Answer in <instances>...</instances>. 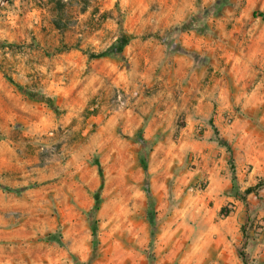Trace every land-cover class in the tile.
Returning a JSON list of instances; mask_svg holds the SVG:
<instances>
[{
    "label": "rangeland",
    "instance_id": "1",
    "mask_svg": "<svg viewBox=\"0 0 264 264\" xmlns=\"http://www.w3.org/2000/svg\"><path fill=\"white\" fill-rule=\"evenodd\" d=\"M255 12L264 0H0V264H242L221 144L239 187L264 181ZM247 201L241 249L264 264V187Z\"/></svg>",
    "mask_w": 264,
    "mask_h": 264
},
{
    "label": "trees",
    "instance_id": "2",
    "mask_svg": "<svg viewBox=\"0 0 264 264\" xmlns=\"http://www.w3.org/2000/svg\"><path fill=\"white\" fill-rule=\"evenodd\" d=\"M253 16L261 19L264 22V12H255V13H253ZM119 44H120V41H117L116 44L113 47H111L107 52L101 53L97 57H100V56L102 57V56L110 55V54L114 55V54H116L117 51L119 53H121L122 52V48H121V46ZM221 145L226 148V150L228 151V153L230 155L229 156L228 165L230 167V170H231V173H232V177H231V188H230V191H229V197L234 198L237 201H240L243 204V206L245 208V211H246V224H244L242 226V228H241V234H242V237H243V244H242L241 248H244L245 246L248 245V239H249L248 236H247L246 229H247V227L252 226L253 223L255 222L254 218H251V216L249 214V204H248L247 198L250 195L256 194L257 191L262 189L264 187V181H259L255 186L249 187V188L245 189L244 191H240L236 176H235V174L233 172L234 171V162H233V155L231 153V150L228 149L227 144H225V143L223 144L222 143ZM140 164H141V167H142L145 175L147 176V159H146L145 155H143V154H141V156H140ZM96 201H98V200H96ZM94 210H97V206L95 207ZM151 212L152 211L148 212V219H149V223H150L151 227L154 228L155 221L151 218V214H152ZM220 213H221L222 217H227V216L230 215L231 211L230 210L226 211L225 208H222ZM95 224H96V222L93 221L92 225H91L92 238H93L92 239V246L94 248V251L96 250V247H97V238H96V227H95ZM241 248L238 250L237 253H238V256L240 257V259L242 261V264H246L245 257H244V254H243ZM75 264H83V263L75 261ZM85 264H88V263H85Z\"/></svg>",
    "mask_w": 264,
    "mask_h": 264
},
{
    "label": "crops",
    "instance_id": "3",
    "mask_svg": "<svg viewBox=\"0 0 264 264\" xmlns=\"http://www.w3.org/2000/svg\"><path fill=\"white\" fill-rule=\"evenodd\" d=\"M236 176V175H235ZM231 177L232 176H230V174H228V204L229 205H231L232 206V204L233 205H238L239 203H240V201H237V200H235L234 198H231V197H229V191H230V188H231ZM238 186H239V183H238ZM250 187V186H249ZM240 188V191H244L245 189H247L248 187H246V188H241V187H239ZM245 221H246V216H245ZM244 225V221H243V223H242V226ZM242 226H240L239 227V231H240V235H241V243H240V247H242V244H243V237H242V234H241V228H242ZM240 249V248H239ZM239 249H237L236 250V254H237V256H238V250Z\"/></svg>",
    "mask_w": 264,
    "mask_h": 264
}]
</instances>
